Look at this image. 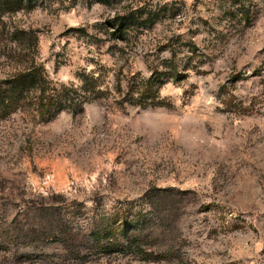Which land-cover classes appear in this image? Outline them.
Masks as SVG:
<instances>
[{"label": "rangeland", "instance_id": "rangeland-1", "mask_svg": "<svg viewBox=\"0 0 264 264\" xmlns=\"http://www.w3.org/2000/svg\"><path fill=\"white\" fill-rule=\"evenodd\" d=\"M106 1L6 14L52 83L110 93L0 115V264H264V0ZM155 66L182 75L141 107L129 82Z\"/></svg>", "mask_w": 264, "mask_h": 264}, {"label": "trees", "instance_id": "trees-1", "mask_svg": "<svg viewBox=\"0 0 264 264\" xmlns=\"http://www.w3.org/2000/svg\"><path fill=\"white\" fill-rule=\"evenodd\" d=\"M38 1L0 0V43L10 41L9 55L16 63L12 65L14 68L6 76L0 78V115L2 116L18 110H28L39 121H47L64 110H81L83 105L91 99H99L103 94L110 93L109 89L104 90L100 86L99 78L95 76V73H79L80 87L75 84L68 86L52 83L45 75L44 68L33 56V51L38 44L37 34L24 28H15L11 31L6 29L7 12L32 9ZM99 2L107 1L99 0ZM112 20L115 26L114 34H122L125 26L131 22V17L122 15ZM181 75L175 66H172L170 71H159L158 66H155L150 77H141L129 82L126 95L136 93L140 106L146 107L155 102L154 92L157 90L155 85L163 76L180 78ZM117 78L116 88L121 93V79ZM121 220L119 223L123 221Z\"/></svg>", "mask_w": 264, "mask_h": 264}]
</instances>
